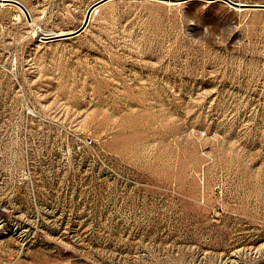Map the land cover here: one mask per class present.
I'll use <instances>...</instances> for the list:
<instances>
[{"label":"rangeland","instance_id":"rangeland-1","mask_svg":"<svg viewBox=\"0 0 264 264\" xmlns=\"http://www.w3.org/2000/svg\"><path fill=\"white\" fill-rule=\"evenodd\" d=\"M95 1L0 4V264H264V8Z\"/></svg>","mask_w":264,"mask_h":264},{"label":"water","instance_id":"water-1","mask_svg":"<svg viewBox=\"0 0 264 264\" xmlns=\"http://www.w3.org/2000/svg\"><path fill=\"white\" fill-rule=\"evenodd\" d=\"M106 1L107 0H97V1H95L88 8L83 23L77 29H74L73 31H71V33H67V34L59 35V36H53V37H47V36H42V37L44 39H47V40H53V39L67 38V37H70V36L77 35L78 33L84 31L85 28L88 26L89 20H90V16H91V12L93 11V9L96 6H98L100 4H103ZM173 1L183 2V1H188V0H173ZM206 1H221V2H225V3L233 6L235 8H238V7H240V8H264V3L239 2V1H236V0H206ZM20 5L26 10V8L22 4H20Z\"/></svg>","mask_w":264,"mask_h":264},{"label":"built area","instance_id":"built-area-1","mask_svg":"<svg viewBox=\"0 0 264 264\" xmlns=\"http://www.w3.org/2000/svg\"><path fill=\"white\" fill-rule=\"evenodd\" d=\"M1 1V0H0ZM6 1H10L12 3H15V4H22L26 10L24 9L25 13L26 14H29L30 13L28 12V8H27V5L26 3H29V4H39V3H42V2H47V1H50V0H6ZM21 6V5H20ZM31 17V16H30ZM1 130V129H0ZM93 143V139L91 137H86L84 140H83V143H79L78 144V149H81L83 148L84 146H90L91 144ZM15 154V153H14ZM13 160L14 162H16V155L13 156ZM11 175H18V173L16 171H14Z\"/></svg>","mask_w":264,"mask_h":264},{"label":"bare ground","instance_id":"bare-ground-1","mask_svg":"<svg viewBox=\"0 0 264 264\" xmlns=\"http://www.w3.org/2000/svg\"><path fill=\"white\" fill-rule=\"evenodd\" d=\"M163 1H166V2H168V3H175L176 1H173V0H163ZM188 1H192V0H188ZM239 2H242V1H239ZM0 4L1 5H5V4H14V3H12V2H6V0H1L0 1ZM14 5H16L17 7H19V9H20V11H23V12H25L24 11V9L22 8V6H20V5H18V4H14ZM26 5H27V8H28V12L30 13V15H32L31 14V8L28 6V4L26 3ZM101 5V4H100ZM238 8H240V7H238ZM240 9H242V8H240ZM99 10V6H97V7H95L94 9H93V11L91 12V16H90V18L92 19L93 18V16L96 14V12ZM33 16V15H32ZM31 19L33 20L34 19V17H31ZM90 21V20H89ZM73 31V30H72ZM67 33H71V31H68V32H66V31H57V32H51V33H49L48 34V36L47 37H53V36H59V35H64V34H67Z\"/></svg>","mask_w":264,"mask_h":264},{"label":"crops","instance_id":"crops-1","mask_svg":"<svg viewBox=\"0 0 264 264\" xmlns=\"http://www.w3.org/2000/svg\"><path fill=\"white\" fill-rule=\"evenodd\" d=\"M110 1H111V0H107V1H106V2H104V3H107V2H110ZM104 3H103V4H104Z\"/></svg>","mask_w":264,"mask_h":264}]
</instances>
